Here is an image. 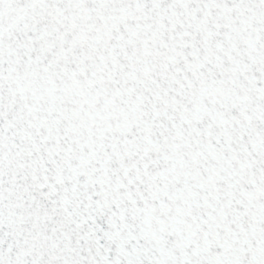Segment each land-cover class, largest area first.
Returning a JSON list of instances; mask_svg holds the SVG:
<instances>
[{"label":"snow or ice","instance_id":"6c2138e0","mask_svg":"<svg viewBox=\"0 0 264 264\" xmlns=\"http://www.w3.org/2000/svg\"><path fill=\"white\" fill-rule=\"evenodd\" d=\"M0 264H264V0H0Z\"/></svg>","mask_w":264,"mask_h":264}]
</instances>
